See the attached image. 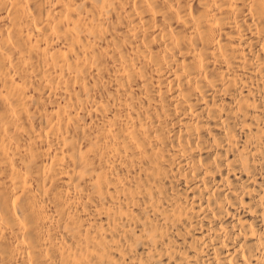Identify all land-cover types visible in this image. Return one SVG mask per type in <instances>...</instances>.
Here are the masks:
<instances>
[{
    "label": "bare ground",
    "instance_id": "6f19581e",
    "mask_svg": "<svg viewBox=\"0 0 264 264\" xmlns=\"http://www.w3.org/2000/svg\"><path fill=\"white\" fill-rule=\"evenodd\" d=\"M0 264H264V0H0Z\"/></svg>",
    "mask_w": 264,
    "mask_h": 264
}]
</instances>
